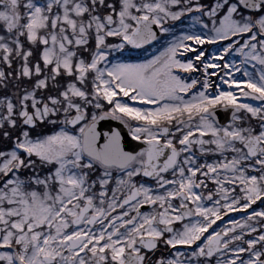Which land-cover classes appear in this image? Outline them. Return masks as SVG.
Returning <instances> with one entry per match:
<instances>
[{"label":"snow or ice","instance_id":"6c2138e0","mask_svg":"<svg viewBox=\"0 0 264 264\" xmlns=\"http://www.w3.org/2000/svg\"><path fill=\"white\" fill-rule=\"evenodd\" d=\"M0 264H264V0H0Z\"/></svg>","mask_w":264,"mask_h":264},{"label":"flooded vegetation","instance_id":"af4514ba","mask_svg":"<svg viewBox=\"0 0 264 264\" xmlns=\"http://www.w3.org/2000/svg\"><path fill=\"white\" fill-rule=\"evenodd\" d=\"M154 54H158V46H146L145 49L133 50L130 53H126L125 58L129 59V62L139 63L146 59H150ZM242 215V213L238 212L229 213V215L224 218V221H218L215 227L223 226V224L227 223L230 219H240Z\"/></svg>","mask_w":264,"mask_h":264},{"label":"water","instance_id":"95a60500","mask_svg":"<svg viewBox=\"0 0 264 264\" xmlns=\"http://www.w3.org/2000/svg\"><path fill=\"white\" fill-rule=\"evenodd\" d=\"M113 125L115 126V122H113Z\"/></svg>","mask_w":264,"mask_h":264}]
</instances>
